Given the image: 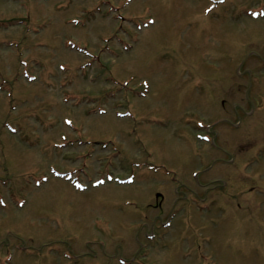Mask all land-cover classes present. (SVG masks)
Segmentation results:
<instances>
[{
  "label": "rangeland",
  "instance_id": "374dc122",
  "mask_svg": "<svg viewBox=\"0 0 264 264\" xmlns=\"http://www.w3.org/2000/svg\"><path fill=\"white\" fill-rule=\"evenodd\" d=\"M206 4L0 0V264H264V0Z\"/></svg>",
  "mask_w": 264,
  "mask_h": 264
}]
</instances>
